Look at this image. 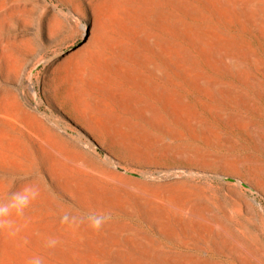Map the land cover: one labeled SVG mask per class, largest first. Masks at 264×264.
I'll return each mask as SVG.
<instances>
[{
    "label": "rangeland",
    "instance_id": "rangeland-1",
    "mask_svg": "<svg viewBox=\"0 0 264 264\" xmlns=\"http://www.w3.org/2000/svg\"><path fill=\"white\" fill-rule=\"evenodd\" d=\"M24 183L0 264H264V0H0V197Z\"/></svg>",
    "mask_w": 264,
    "mask_h": 264
},
{
    "label": "clouds",
    "instance_id": "clouds-1",
    "mask_svg": "<svg viewBox=\"0 0 264 264\" xmlns=\"http://www.w3.org/2000/svg\"><path fill=\"white\" fill-rule=\"evenodd\" d=\"M16 182L12 180V184ZM40 196L38 186L31 183H24L17 191H9L6 197H0V233L7 235L9 238H15L21 232L25 225L19 224L18 220H23L26 211L31 207L34 201ZM112 220V216L107 212L90 211L87 214L73 215L65 212L61 217V224L67 228L76 230L82 224L94 232H100L106 224ZM60 241L56 238L49 237L46 241V247L55 248ZM27 264H44L42 257L35 256L27 261Z\"/></svg>",
    "mask_w": 264,
    "mask_h": 264
}]
</instances>
